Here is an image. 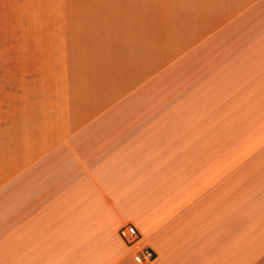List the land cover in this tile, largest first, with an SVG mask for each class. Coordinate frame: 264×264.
Here are the masks:
<instances>
[{
    "label": "crops",
    "instance_id": "obj_1",
    "mask_svg": "<svg viewBox=\"0 0 264 264\" xmlns=\"http://www.w3.org/2000/svg\"><path fill=\"white\" fill-rule=\"evenodd\" d=\"M143 247L264 264V0H0V264Z\"/></svg>",
    "mask_w": 264,
    "mask_h": 264
},
{
    "label": "built area",
    "instance_id": "obj_2",
    "mask_svg": "<svg viewBox=\"0 0 264 264\" xmlns=\"http://www.w3.org/2000/svg\"><path fill=\"white\" fill-rule=\"evenodd\" d=\"M120 235L127 243H133L137 240V230L134 225L128 224L120 229ZM139 258L142 264H153L155 260V252L150 247L140 249Z\"/></svg>",
    "mask_w": 264,
    "mask_h": 264
},
{
    "label": "rangeland",
    "instance_id": "obj_3",
    "mask_svg": "<svg viewBox=\"0 0 264 264\" xmlns=\"http://www.w3.org/2000/svg\"><path fill=\"white\" fill-rule=\"evenodd\" d=\"M226 146V148H227V144L225 145ZM227 150V149H226Z\"/></svg>",
    "mask_w": 264,
    "mask_h": 264
}]
</instances>
